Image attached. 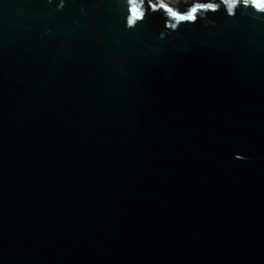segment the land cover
<instances>
[{"label": "water", "instance_id": "water-1", "mask_svg": "<svg viewBox=\"0 0 264 264\" xmlns=\"http://www.w3.org/2000/svg\"><path fill=\"white\" fill-rule=\"evenodd\" d=\"M258 5L0 0V264H264Z\"/></svg>", "mask_w": 264, "mask_h": 264}, {"label": "rangeland", "instance_id": "rangeland-1", "mask_svg": "<svg viewBox=\"0 0 264 264\" xmlns=\"http://www.w3.org/2000/svg\"><path fill=\"white\" fill-rule=\"evenodd\" d=\"M164 2H167L168 4H170L171 6H177L178 3H190L192 1H196V0H163Z\"/></svg>", "mask_w": 264, "mask_h": 264}, {"label": "trees", "instance_id": "trees-1", "mask_svg": "<svg viewBox=\"0 0 264 264\" xmlns=\"http://www.w3.org/2000/svg\"><path fill=\"white\" fill-rule=\"evenodd\" d=\"M146 2L147 3H149V2L151 3L152 2L153 4H155L156 6H159V7L161 5H163V3H165L163 0H146Z\"/></svg>", "mask_w": 264, "mask_h": 264}, {"label": "snow or ice", "instance_id": "snow-or-ice-1", "mask_svg": "<svg viewBox=\"0 0 264 264\" xmlns=\"http://www.w3.org/2000/svg\"><path fill=\"white\" fill-rule=\"evenodd\" d=\"M245 2H247V0H245ZM259 7H264V5H258ZM193 11L195 12L196 10L195 9H193ZM173 15H175V13H173ZM181 19H185V17H180ZM189 18H191V17H189Z\"/></svg>", "mask_w": 264, "mask_h": 264}]
</instances>
